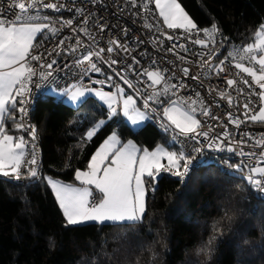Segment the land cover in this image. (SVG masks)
<instances>
[{"label":"trees","instance_id":"16d2710c","mask_svg":"<svg viewBox=\"0 0 264 264\" xmlns=\"http://www.w3.org/2000/svg\"><path fill=\"white\" fill-rule=\"evenodd\" d=\"M198 28L216 25L232 41L252 43L264 23V0H178ZM5 130L22 136L19 122ZM107 120L106 106L88 99L75 108L48 90L37 96L33 124L41 142L38 178L0 175V264H264V198L242 177L245 171L218 162L197 166L182 183L163 172L148 184L139 222L65 225L48 177L75 183L91 156L116 132L145 148L172 144L154 120L135 131L107 121L91 140L87 132ZM151 179V178H150ZM93 194L99 199L98 190Z\"/></svg>","mask_w":264,"mask_h":264},{"label":"snow or ice","instance_id":"6c2138e0","mask_svg":"<svg viewBox=\"0 0 264 264\" xmlns=\"http://www.w3.org/2000/svg\"><path fill=\"white\" fill-rule=\"evenodd\" d=\"M133 6L137 5V0H130ZM154 3L155 8L158 9V15L162 18V22L168 29L183 30L187 38L191 40L192 34L199 37L201 34L206 39L196 38L191 40L195 45H200L207 49L206 52H201L198 55L203 58L205 55L212 57L219 53L214 49L216 44V34L218 28L212 25L211 28L200 29L197 24L185 11L178 0H140V7L143 11H150L149 5ZM15 11L12 13V18L8 19L3 14H0V175L12 176L19 180L22 173L21 168L26 167L28 178H38L39 171L35 167L38 164L37 149L34 141L36 140V129L31 128L30 136L33 143L29 144L25 141L23 136L14 137L5 130V119L16 120L14 113H20L19 122L15 123L17 130H24L26 128L23 123L27 116V103L30 100V93L32 91L33 78L38 77L42 81H49L52 78L48 91L53 95L58 103H69L74 108L77 105H83L88 102V99L98 98L106 106L107 120L101 119L87 132V139L92 137L105 125L107 121L112 120L118 114L122 117L124 126L129 127L130 131H135L140 127L142 122L151 120L152 114L161 116V127L165 132L175 133L172 137L173 143L168 147L158 146L153 151L147 148H138L134 143L128 141L121 143L119 135L113 132L99 149L91 156V160L87 165L86 171L76 170L75 179L83 185L76 187L72 184H66L59 180L47 178L46 183L53 190L59 207L62 209L65 217V225H79L86 221L104 222H139L144 218L146 212V196L147 188L145 186V178H151L155 181L156 176L161 170L170 172L171 174L181 177L183 179L189 171V166L192 164L194 154L201 153L205 148L216 151L235 152L231 146V142L225 145V140L219 137L210 139L206 145L193 147L191 153H186L183 148L177 150H169L175 148V140L177 137L183 136L186 139L197 140L198 137L209 139L208 131H198L201 129V120L197 118L200 116H210V108L205 105L199 93H196V100H188L178 95L179 88H183L184 84H170L165 80L164 74L157 71H147L145 73L151 80L149 87L153 88L151 94L141 95L139 88L129 80L125 74V69L119 71L114 70V75L122 81L134 94H125L124 87L112 83V76H107L104 81H94L96 84L107 83L109 88L115 87V91H104L91 87H85L81 84H72L68 87L58 88V81L54 74L50 71L53 65L57 63L55 59L51 62H42V56H51V52L41 53L37 55L32 54L34 48V41L38 34L48 30L52 35H55L59 29L55 27V21H52L48 16H42L40 9H53L59 11L57 3H44L43 0H12L9 5ZM63 7V5H60ZM80 15H83V9L78 10ZM146 19V17H145ZM39 21V22H38ZM73 21L67 20L60 23V27H71ZM84 27L79 28L86 36L90 33L87 28L88 17L80 21ZM99 23V20L96 21ZM107 27V23L100 24L99 30L103 32ZM145 27L152 29V24H146ZM73 32L77 29L73 28ZM126 32V30H125ZM166 35V33H164ZM68 39V37H65ZM94 39V38H93ZM169 41L174 37L168 35ZM213 48H209V45ZM223 44V41H221ZM64 45V39L59 41L56 46L57 49ZM79 47H84L85 51L76 60L77 66H82L87 62V67L82 68V74L101 73V67L98 63H105L109 68H113L118 60L110 59L104 60V48H92L90 46L82 45L79 38L76 39L75 44L72 45L68 51L71 53L77 52ZM176 45L170 46L167 51L173 52ZM179 48L184 52H188V48L184 44H180ZM115 49H121L124 52H130L127 45L120 44L119 40L114 38L108 40L107 51L112 53ZM59 55V52H57ZM95 57V61L93 60ZM136 64L139 60L132 57ZM177 59L183 61L185 57L177 56ZM228 60L237 61L234 67L240 73L247 74L252 78L254 83L250 84L249 80L240 77L241 83L249 89H254L258 86L261 91L249 92L247 94L246 102L241 104L244 109L242 115L244 121L251 120L253 122H264V23H262L255 33V41L240 48H233L228 54L213 66L210 61H203L201 67H207L208 71L219 74L224 70V64ZM38 62V68L31 66V62ZM153 63H155L153 61ZM127 68H132V65H127ZM48 69L49 71H44ZM165 72L167 69L164 70ZM180 71L187 76L189 69L187 67L181 68ZM193 79H199L193 76ZM163 83L162 91L156 90L154 86ZM226 84L234 88L240 95L244 94V89L236 87L237 79H227ZM41 85H37L40 87ZM221 98L226 99L231 105L233 103L232 96L225 92H220ZM252 95L258 96L260 101L259 106L253 104L250 99ZM168 97L167 100H162L161 97ZM175 96V99L171 97ZM137 98L141 100V106H137ZM158 105L167 104L162 107L160 112L156 108L151 107V103ZM239 102V101H237ZM251 105V106H250ZM143 109V110H142ZM231 123L237 127L243 122L239 117L233 118L232 114H228ZM213 119H218L213 117ZM166 120V123L164 122ZM223 137L226 139L229 133L225 131ZM199 144V141L197 140ZM243 144L244 141H240ZM257 146L264 149V140H257ZM30 150V158L26 160V155ZM241 156L247 155L257 160V164L250 169L248 165L241 161L240 163H228V167L237 172L245 170L256 174L259 178L248 175L242 177L249 181V183L259 186L261 178H264V150L257 156L254 152L245 154L242 150L239 153ZM163 160L167 164L162 163ZM183 162V164L181 163ZM200 166H211L208 162H198ZM102 195V198L97 200L92 199L93 189Z\"/></svg>","mask_w":264,"mask_h":264},{"label":"built area","instance_id":"2783aa9c","mask_svg":"<svg viewBox=\"0 0 264 264\" xmlns=\"http://www.w3.org/2000/svg\"><path fill=\"white\" fill-rule=\"evenodd\" d=\"M25 2H28V0H25ZM43 2L57 3L59 11L41 8L40 14L42 16H48L52 21H55L56 23L54 26L57 27L59 31L55 35L50 34L48 30H44V32L40 33L34 41L32 54L37 55L46 52L52 53L50 57L47 55L42 56V62L48 63L51 62L52 59L57 61L50 71L53 72L55 79L59 82L58 85H56L58 88L82 83L85 87L102 88L103 90L112 91L115 87L109 88L107 83L96 84L93 82L97 80L104 81L107 76H112V83L120 86L124 85L122 81L114 75V70L119 71L125 69L127 78L132 81L136 88L140 89L141 95L151 94L153 91V88L149 87V85H151V80L144 73L145 70H159L164 74L165 80L168 83L177 85L180 83L184 84L183 88L174 90L178 92L179 96L188 100H196V93H199L200 98L203 99L205 105L210 108L211 112L210 116L207 117L200 116L199 114L197 115L198 119L201 120V129L198 131H208L209 139L198 137V144L197 140L186 139L185 137L180 136L175 140L176 146H178L179 149L183 148L186 153H191L193 147L206 145L210 142V139L219 137L220 139L225 140V145L231 142V146L236 149L235 152H227L205 148L203 152L194 154L192 164L189 166V171L183 179L170 172L164 170H162V172L170 173L184 183L190 175H192L195 168L200 166L198 162H218L223 164L225 168H230L225 162L235 164L244 161L249 169L257 164L256 159L247 155L241 156L239 153L242 150L245 154L254 152L258 156L260 152L264 150L256 144L257 140H264V124H258L251 120L244 121L242 115L244 109L241 107V104L246 102L248 98L247 94L249 92H257L258 86H255L254 89H249L241 83L240 77L248 79L250 84L254 82L251 77L247 76V74L240 73L239 76H237L239 70L234 67L235 62L237 61H226L224 64V70L219 74L214 71H208L206 66H200L203 61H210V63L215 66L233 48H240L247 44L232 41L227 35L223 34L218 29V33L215 37L217 42L214 49L219 54L212 57L205 55L201 58L198 54L208 50L202 48L200 45L193 44L191 40L196 38H206L202 34L199 37L192 34L190 40L187 38V35L183 30L168 29L166 25L163 24L162 18L159 17L154 3L148 6L150 11L145 12L140 7V0H137L136 6H133L130 0H43ZM11 3L12 0H0V14H3L8 19L12 18V13L15 11L9 6ZM60 5H63V7H60ZM79 9H83V15H80V12L78 11ZM85 17H88L87 28L90 33L89 36H86L83 32L79 31V28L84 27L80 21ZM67 20L73 21L71 27L65 26L61 28L60 23ZM97 20H99V23H96ZM105 23H107V27L101 32L99 30V25ZM149 23L154 26L152 29L145 27V25ZM211 26L212 25L200 29L211 28ZM73 28L77 29V31L73 32ZM164 33H166V35H164ZM168 35L173 36L174 39L169 41L167 39ZM65 37H68V39H65ZM77 38L80 39L84 46L104 48V60L116 59L120 62L114 65L113 68H109L107 64L101 62L98 63V67H101L102 69L101 73L82 74V68L87 67V62L82 66H77L76 60L85 51V48L79 47L75 53H71L67 50L75 44ZM112 38L119 40L122 45H127L130 52L115 49L112 53H109L107 51L108 40ZM61 39H64V45L57 49L56 46ZM221 41H223V44H221ZM180 44H184L188 48V52H184L180 49ZM172 45H176V47L173 52H168L167 49ZM209 48L211 49L213 46L210 44ZM57 52H59V55H57ZM177 56H183L185 59L181 61L177 59ZM132 57L139 60V64H136ZM95 59L96 58L93 57L94 61ZM153 61L155 63H153ZM129 64L132 65V68H127V65ZM31 66L39 70L38 62L32 61ZM184 67L189 69L187 76H184L180 71V69ZM165 69H167L166 72L164 71ZM44 71L49 70L44 69ZM193 76H197L199 79H193ZM51 79L52 78H49V81H42L38 77L33 78L30 100L27 103L28 113L23 121L26 128L21 130L22 136L29 144L33 143L30 136L31 128L28 126L31 125L35 127L33 124V107L35 100L40 93L48 90ZM227 79H237L236 87L243 88L245 95H240L234 90V88L227 86ZM38 84L41 86L37 87ZM154 87L156 90L162 91L163 83ZM128 90L134 94L131 89L128 88ZM220 92H225L232 96L233 103L229 105L226 99L221 98L219 95ZM171 98L175 99L176 97L172 96ZM137 99L141 104V100L139 98ZM161 99L167 100L168 97L162 96ZM250 99L253 101V104L259 106L260 101L258 96L252 95ZM164 105L151 103V107L156 108L157 112H160ZM229 113L232 114L233 118L239 117L243 121L239 127L230 122L228 117ZM149 115H152V120L161 127V116L152 113H149ZM213 117H217L218 119H213ZM164 122L166 123V120ZM225 131L229 133V136L226 139L222 135ZM175 135V133L169 132V137L171 139ZM240 141H244V143L240 144ZM34 143L37 149V166H39L41 161V142L37 131ZM30 154L29 150L26 155V160L30 158ZM25 171L26 167H22L21 173ZM246 172L251 174L248 170H245V173ZM253 177L254 179L259 178L256 174H253ZM18 181H20V179ZM251 185L254 187L255 191L264 198V178H261V184L259 186L254 184ZM92 199L99 200L98 196L95 194H93Z\"/></svg>","mask_w":264,"mask_h":264},{"label":"rangeland","instance_id":"374dc122","mask_svg":"<svg viewBox=\"0 0 264 264\" xmlns=\"http://www.w3.org/2000/svg\"><path fill=\"white\" fill-rule=\"evenodd\" d=\"M253 43V42H252ZM121 87H124V89H125V94L127 95V94H132V95H134L133 93H131V92H129V90H128V88L126 87V86H124V85H121ZM95 89H98V88H95ZM104 91H110V90H104ZM112 91H115V89L114 90H112ZM134 98H136L135 97V95H134ZM96 99H98V98H96ZM65 103H67V102H65ZM102 103V102H101ZM67 104H69V103H67ZM103 104V103H102ZM71 105V104H70ZM78 106V105H77ZM137 106H141V104L138 102V99H137ZM164 106H167V104H165ZM143 110V109H142ZM118 117H120V118H122L119 114L117 115ZM147 121H150V120H146V121H144V122H142V124H141V126L145 123V122H147ZM140 126V127H141ZM140 127H138V128H140ZM138 128H136V129H138ZM91 130V129H90ZM116 133V132H115ZM9 134V133H8ZM10 135H13L14 137H16L14 134H10ZM111 135V134H110ZM109 135V136H110ZM20 136V135H19ZM108 136V137H109ZM107 137V138H108ZM120 138V137H119ZM120 140H121V138H120ZM128 141H131L132 143H134L138 148H141V149H144L145 147H142L141 145H139L136 141H134L133 139H130V140H128ZM128 141H126V142H124V143H127ZM170 141L173 143V140L170 138ZM121 143H123V141L121 140ZM103 144V143H102ZM101 144V145H102ZM100 145V146H101ZM176 145V144H175ZM99 146V147H100ZM158 146H164V147H168L166 144H164V143H159L158 145H156L154 148H147L149 151H153V150H155V148L156 147H158ZM99 149V148H98ZM97 149V150H98ZM169 150H179V148H178V146H176L175 148H170ZM162 163H164V164H167V161L166 160H163L162 161ZM81 171H86L87 169H80ZM163 172H162V170L160 171V173H159V175L158 176H156V178H155V181H153L152 179H150V178H145V180L147 181L146 182V188H147V186H148V184H151V186L152 185H156V182H157V180H158V178L160 177V175L162 174ZM246 175H245V177H247L248 175H253L254 173H249V172H246L245 173ZM48 178H51V177H48ZM52 179H55V180H59V179H56V178H52ZM59 181H61V180H59ZM61 182H63V183H66V184H72L73 186H76V187H82L83 185H81V183L79 182V181H75V183L73 184V183H68V182H64V181H61ZM89 187H92V189H93V191L95 190V188H94V186H89ZM147 193H148V189H147ZM147 197V196H146ZM87 222H96V221H86V222H83V223H87ZM107 222V221H106ZM106 222H104V223H106Z\"/></svg>","mask_w":264,"mask_h":264},{"label":"crops","instance_id":"0c3cea01","mask_svg":"<svg viewBox=\"0 0 264 264\" xmlns=\"http://www.w3.org/2000/svg\"><path fill=\"white\" fill-rule=\"evenodd\" d=\"M156 10L158 11V9H156ZM166 27H167V26H166ZM38 35H39V34H38ZM38 35H37V37H38ZM37 37H36V38H37ZM254 41H255V40H254ZM254 41H253V42H254ZM259 91H261V90H260L259 87H258V91H257V92H259ZM197 118H198V116H197ZM256 123H258V124H264V122H260V121H257ZM181 163H182V162H181ZM146 182H147V181L145 180V186H146ZM52 191H53V190H52ZM53 193H54V192H53Z\"/></svg>","mask_w":264,"mask_h":264}]
</instances>
